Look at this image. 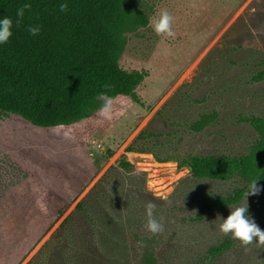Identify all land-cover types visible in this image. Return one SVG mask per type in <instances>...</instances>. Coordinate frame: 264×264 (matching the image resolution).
Listing matches in <instances>:
<instances>
[{"label": "rangeland", "instance_id": "rangeland-1", "mask_svg": "<svg viewBox=\"0 0 264 264\" xmlns=\"http://www.w3.org/2000/svg\"><path fill=\"white\" fill-rule=\"evenodd\" d=\"M129 3L148 24L125 34L118 63L145 77L134 99L104 101L107 131L82 141L78 125L44 130L0 113V264H142L145 257L153 264H264V245L242 247L217 230L214 219L233 206L195 220L203 203L241 181L197 180L178 166L190 155H241L255 142L242 119L264 117V80H252L264 70V0ZM161 9L172 17L171 37L149 26ZM204 115L213 120L192 129ZM59 172L78 190L71 204ZM37 185L65 205L43 237L44 228L34 227ZM259 188L246 204L264 230ZM149 201L163 226L156 235L143 228ZM225 241L228 248L210 259Z\"/></svg>", "mask_w": 264, "mask_h": 264}, {"label": "trees", "instance_id": "trees-1", "mask_svg": "<svg viewBox=\"0 0 264 264\" xmlns=\"http://www.w3.org/2000/svg\"><path fill=\"white\" fill-rule=\"evenodd\" d=\"M25 3L30 8L17 25L16 10ZM61 3L67 4L64 12L59 11ZM3 16L12 19L13 28L8 42L0 45L1 114L18 116L44 130L78 125L77 137L86 141L98 130L107 131L111 126L104 101L134 99V90L145 74L123 70L118 60L125 34L146 27L148 22L129 0H0V17ZM29 25H39V34L30 36L26 30ZM252 80L263 81L264 70ZM212 120L213 115H204L192 129L200 131ZM242 121L257 136L246 153L190 155L178 163L188 169L193 179L227 182L237 178L242 183L227 196L203 203L196 213L197 221L238 204L250 181L258 180L257 186H264V117ZM122 165L130 167L128 163ZM58 176L67 201L73 203L78 190L65 174L59 172ZM36 189L34 227L44 228L43 237L63 215L65 205L49 196L44 186L37 185ZM41 204L46 211L40 210ZM228 244L225 241L211 248L209 258L222 254ZM153 263L145 257L142 264Z\"/></svg>", "mask_w": 264, "mask_h": 264}, {"label": "clouds", "instance_id": "clouds-1", "mask_svg": "<svg viewBox=\"0 0 264 264\" xmlns=\"http://www.w3.org/2000/svg\"><path fill=\"white\" fill-rule=\"evenodd\" d=\"M29 8L30 4L25 3L16 10L17 25L24 16L25 10ZM66 9V3H61L59 5V11L64 12ZM171 22L172 17L169 12L166 9H161L150 18L149 26L155 34H164L165 36L171 37L174 35L171 29ZM12 28L13 21L10 17H0V45H4L8 42L9 38L12 36ZM26 30L30 36H36L40 32V26L29 25ZM257 181L258 180H252L249 182L242 205L233 206L226 217L217 215L214 219L217 222V230L221 234L229 235L231 239L238 241L242 247H246L252 243L264 245V230L255 223L248 212L246 204L247 196L256 195L260 191V188L257 186ZM39 207L41 211H46V208L42 204L39 205ZM156 207V204L151 201L144 205L145 222L143 228L152 235H156L163 230L161 220L154 215Z\"/></svg>", "mask_w": 264, "mask_h": 264}]
</instances>
